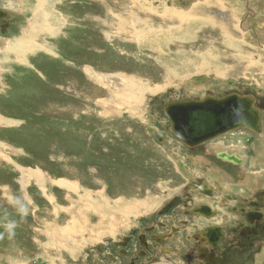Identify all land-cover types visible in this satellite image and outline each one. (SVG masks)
Segmentation results:
<instances>
[{"label":"rangeland","instance_id":"1","mask_svg":"<svg viewBox=\"0 0 264 264\" xmlns=\"http://www.w3.org/2000/svg\"><path fill=\"white\" fill-rule=\"evenodd\" d=\"M2 3L11 14L0 26V220L18 227L9 239L0 225V264H111L97 245L141 227L179 189L172 155L190 162L166 105L236 90L264 100V0ZM20 36L32 38L19 57ZM246 130L220 145L246 154ZM260 155L236 183L255 177L264 188ZM221 171L212 180L234 183ZM10 198L31 200L23 221ZM246 264H264V242Z\"/></svg>","mask_w":264,"mask_h":264},{"label":"flooded vegetation","instance_id":"2","mask_svg":"<svg viewBox=\"0 0 264 264\" xmlns=\"http://www.w3.org/2000/svg\"><path fill=\"white\" fill-rule=\"evenodd\" d=\"M10 14L9 7L0 0V26L8 25L5 21ZM28 74L37 77L33 71ZM230 93L243 95L238 90ZM254 101L259 109L261 131L257 134L246 130L249 137L245 141L250 145L246 154L241 153L243 146L230 149L231 145H218L221 141L227 142L230 133L195 147L178 141L185 151V160L190 161L187 160L188 164L172 155L178 177L183 180L177 184L179 189L158 210L145 218L138 217L143 222L141 227L133 228L109 245H97L96 250L108 258V263L246 264L248 260H255L256 250L264 242V188H256L255 177L244 176L240 183L245 187L234 180L239 170L248 167V157L253 155L255 159L256 155L259 159L261 153H256L255 144L264 135V100H257L255 96ZM167 123L170 125L168 120ZM160 133L163 141L171 140L168 133ZM193 151H198L199 156ZM215 168L226 172L234 183L221 185L212 180Z\"/></svg>","mask_w":264,"mask_h":264},{"label":"water","instance_id":"3","mask_svg":"<svg viewBox=\"0 0 264 264\" xmlns=\"http://www.w3.org/2000/svg\"><path fill=\"white\" fill-rule=\"evenodd\" d=\"M254 102L251 95L230 93L213 97L208 94L201 100L169 103L163 113L170 122L169 132L185 146L195 147L239 128L260 133L259 109ZM162 134L152 131L159 141L164 139Z\"/></svg>","mask_w":264,"mask_h":264},{"label":"clouds","instance_id":"4","mask_svg":"<svg viewBox=\"0 0 264 264\" xmlns=\"http://www.w3.org/2000/svg\"><path fill=\"white\" fill-rule=\"evenodd\" d=\"M9 203L12 204L15 208L17 213L21 217V221L27 217L29 212V205L31 204V200H27L25 202L21 198H15L9 200ZM0 225L5 228L6 233L8 234L9 239H11L15 235V229L18 227V222L9 218V216L4 217L0 220ZM4 238V234L0 233V239Z\"/></svg>","mask_w":264,"mask_h":264},{"label":"bare ground","instance_id":"5","mask_svg":"<svg viewBox=\"0 0 264 264\" xmlns=\"http://www.w3.org/2000/svg\"><path fill=\"white\" fill-rule=\"evenodd\" d=\"M21 37V36H20ZM26 37L27 36H25V37H21V38H18L16 41H14L13 43H14V46H18V49H16L15 51H17V52H15V54H17L19 57L23 54V53H25V47H29V45L31 44V41L30 40H28V38L29 37H31L32 38V36H29L27 39H26ZM33 37H35V36H33ZM20 39V40H19ZM29 44V45H28ZM26 45H28V46H26ZM24 47V48H23ZM16 48V47H15ZM21 51V52H20ZM23 51V52H22ZM122 78V77H121ZM101 78H99V80H100ZM128 80V82L127 83H125V85H127V87L128 88H134L133 86H131V84H133L134 86H135V88H136V90H138L137 88H140L142 85H141V83H140V81L138 82V81H135L134 79H127ZM123 82H126V80H123ZM142 91H144V90H142ZM122 100H124V97H123V99ZM3 121V123L4 124H6V123H15L16 121H9V120H2ZM10 125H14V124H10ZM209 141V140H208ZM205 143V142H204ZM220 145V144H219ZM223 150V149H222ZM232 154V153H231ZM226 156V155H225ZM239 158V157H238ZM242 161V160H241ZM258 162V161H257ZM259 163V162H258ZM257 163V164H258ZM260 164V163H259Z\"/></svg>","mask_w":264,"mask_h":264},{"label":"crops","instance_id":"6","mask_svg":"<svg viewBox=\"0 0 264 264\" xmlns=\"http://www.w3.org/2000/svg\"><path fill=\"white\" fill-rule=\"evenodd\" d=\"M23 126V125H22ZM4 127V126H3ZM0 128H2V127H0ZM2 129H4V128H2ZM259 149H261V148H259ZM261 155L260 156H264V152L263 153H260Z\"/></svg>","mask_w":264,"mask_h":264}]
</instances>
